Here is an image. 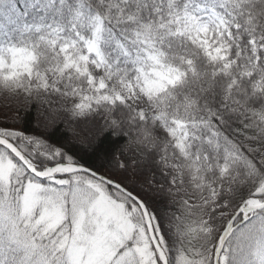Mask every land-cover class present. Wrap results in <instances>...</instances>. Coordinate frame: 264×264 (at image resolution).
Wrapping results in <instances>:
<instances>
[{
  "label": "snow or ice",
  "instance_id": "snow-or-ice-1",
  "mask_svg": "<svg viewBox=\"0 0 264 264\" xmlns=\"http://www.w3.org/2000/svg\"><path fill=\"white\" fill-rule=\"evenodd\" d=\"M0 264H264V0H0Z\"/></svg>",
  "mask_w": 264,
  "mask_h": 264
}]
</instances>
